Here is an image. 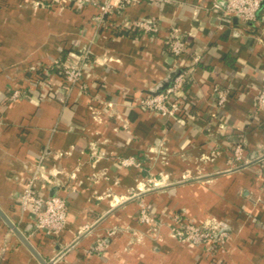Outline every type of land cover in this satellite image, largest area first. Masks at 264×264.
I'll return each instance as SVG.
<instances>
[{
  "label": "crops",
  "instance_id": "obj_1",
  "mask_svg": "<svg viewBox=\"0 0 264 264\" xmlns=\"http://www.w3.org/2000/svg\"><path fill=\"white\" fill-rule=\"evenodd\" d=\"M32 2L0 0V209L35 250L56 264H264V168L256 162L264 152V111L256 109L264 3L245 24L213 8L225 0H130L103 23L97 7ZM135 20H153L159 32L117 27ZM176 35L187 43L178 61L169 47ZM84 51L85 79L69 87L53 69ZM182 68L190 79L179 118L133 107L165 91ZM215 88L231 92L224 107ZM236 144L249 166L234 160ZM125 159L135 165L123 167ZM150 179L158 187L139 191ZM31 180L38 195L68 202L57 238L35 232L19 205ZM142 202L155 224L139 221ZM176 214L220 226L224 246L177 240ZM0 264H40L1 216Z\"/></svg>",
  "mask_w": 264,
  "mask_h": 264
},
{
  "label": "built area",
  "instance_id": "obj_2",
  "mask_svg": "<svg viewBox=\"0 0 264 264\" xmlns=\"http://www.w3.org/2000/svg\"><path fill=\"white\" fill-rule=\"evenodd\" d=\"M43 1V0H42ZM46 1V0H45ZM167 1V0H158ZM36 7L43 6L41 0H33ZM130 0H105L100 3L98 0H47L46 7H55L62 5H71L76 10H83L88 7H97L99 15L95 18L97 23H103L109 16L123 14ZM264 0H225V4L219 2L213 4V8L219 11L224 16L235 17L245 24L254 23L258 19V14L263 6ZM125 30H140L146 34H157L159 32L158 24L153 20H135L128 21L117 25ZM171 55L175 60H180L186 53L187 43L181 36H174L169 41ZM83 56L73 55V61L65 63L64 80L69 87H75L85 79V62L87 53ZM201 58L196 57L192 61V65L200 63ZM190 79L189 68H182L175 76L173 83L165 91L142 96L132 104L134 108L157 113L167 120H174L180 117L182 112V104L186 100L184 88L186 82ZM43 84H40V87ZM39 87V88H40ZM229 89L215 88L217 96V106L224 107L229 100ZM21 96V91H15L11 98L13 100ZM256 109L260 112L264 111V86L259 91L256 98ZM245 148L242 144H236L233 147L234 160L239 163V166H249L253 163L252 160H245ZM263 163L264 168V152L261 157L256 159ZM123 167L135 165L134 159H125L121 162ZM264 170V169H263ZM152 187H158L159 183L156 180L150 179ZM161 185V184H160ZM144 186V185H143ZM152 189V188H151ZM149 189V190H151ZM139 191H144L139 188ZM19 205L23 212H29L34 218L35 232L40 233L49 238H57L65 230L68 222V202L60 196H40L35 189V180H31L25 187L20 196ZM140 221L147 225L155 224V216L147 211L146 208L140 210ZM174 228L172 234L174 238L181 242L190 244L193 247H208L224 246L229 234L226 230L217 225H202L196 226L187 223L185 219L176 214L174 217ZM90 231V226H85L81 230V234ZM105 240L99 239L95 251L102 252L105 250ZM62 253V251H61ZM56 262V261H55ZM51 262L52 264H56Z\"/></svg>",
  "mask_w": 264,
  "mask_h": 264
},
{
  "label": "water",
  "instance_id": "obj_3",
  "mask_svg": "<svg viewBox=\"0 0 264 264\" xmlns=\"http://www.w3.org/2000/svg\"><path fill=\"white\" fill-rule=\"evenodd\" d=\"M0 216L5 221V223L9 226V228L13 231V233L20 239V241L28 248V250L34 255V257L38 260L40 264H52L51 262L45 260L31 245L26 236H24L21 231L12 223L9 218L3 213L0 209Z\"/></svg>",
  "mask_w": 264,
  "mask_h": 264
},
{
  "label": "trees",
  "instance_id": "obj_4",
  "mask_svg": "<svg viewBox=\"0 0 264 264\" xmlns=\"http://www.w3.org/2000/svg\"><path fill=\"white\" fill-rule=\"evenodd\" d=\"M64 62H65V60L61 61V63H59V64H60V65H59L60 67H59V68H56V69H53V72H54V71H55V72H56V71H57V72H60V73H61V76H62L63 79H64V77H65V73H64V71H65V68H64ZM40 74L43 75L42 73L36 71L35 76H37V79H38V80L41 79ZM216 247H219V246H214L213 248L215 249Z\"/></svg>",
  "mask_w": 264,
  "mask_h": 264
},
{
  "label": "rangeland",
  "instance_id": "obj_5",
  "mask_svg": "<svg viewBox=\"0 0 264 264\" xmlns=\"http://www.w3.org/2000/svg\"><path fill=\"white\" fill-rule=\"evenodd\" d=\"M161 186V185H160ZM140 188L143 190L144 189V191H142V192H147V191H150L149 189H151V188H153L152 187V185L150 184V183H146V184H144V186L142 185V186H140ZM161 188V187H160ZM152 190V189H151ZM146 205H145V203L144 202H142V207L143 208H146L145 207ZM151 213V212H150ZM152 214V213H151ZM181 216V215H180ZM183 217V216H182ZM155 218H156V216H155ZM184 218V217H183ZM139 221H140V218H139ZM156 221V220H155ZM173 221H174V219H173ZM141 222V221H140ZM142 223V222H141ZM144 224V223H143ZM147 225V224H146ZM153 225V224H152ZM178 240V239H177Z\"/></svg>",
  "mask_w": 264,
  "mask_h": 264
}]
</instances>
